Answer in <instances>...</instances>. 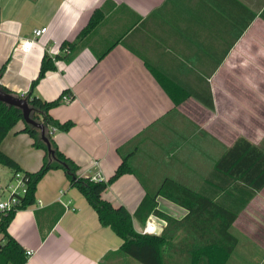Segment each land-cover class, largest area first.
I'll return each instance as SVG.
<instances>
[{
  "label": "crops",
  "instance_id": "obj_1",
  "mask_svg": "<svg viewBox=\"0 0 264 264\" xmlns=\"http://www.w3.org/2000/svg\"><path fill=\"white\" fill-rule=\"evenodd\" d=\"M92 18L97 23L88 29ZM41 27L47 32L22 53L20 38ZM64 42L72 52L52 61L55 69L32 93L46 102L64 91L72 97L49 114L73 123L52 138L81 177L106 181L130 155L135 174L122 175L101 195L114 207L132 214L146 186L173 179L155 172H178L182 184L201 188L238 139L264 154V0H0V86L24 97L44 52L49 56ZM184 91L192 95L176 105L173 97ZM210 100L212 109L204 105ZM23 127L17 123L0 151L33 174L44 153L32 147ZM185 169L199 172L196 183L182 176ZM12 175L0 165V186ZM34 197L6 229L23 250V264H140L120 252L122 240L99 224L62 170L47 172ZM157 202L174 220L187 214ZM216 224L200 217V237L216 235ZM133 227L139 233V223L133 220ZM228 232L236 244L224 264L264 260V187ZM4 243L0 234V249ZM0 264L11 263L0 257Z\"/></svg>",
  "mask_w": 264,
  "mask_h": 264
},
{
  "label": "trees",
  "instance_id": "obj_2",
  "mask_svg": "<svg viewBox=\"0 0 264 264\" xmlns=\"http://www.w3.org/2000/svg\"><path fill=\"white\" fill-rule=\"evenodd\" d=\"M96 23L97 20L92 18L88 29H91ZM61 46L68 47L72 52L70 44L64 42ZM59 58H62L61 55L55 59ZM54 69L52 60L44 55L37 78L31 82L29 91L22 97L27 102L31 120L42 125L44 137L52 155L48 153L46 144L41 140L40 131L23 122L21 111L0 102V144L17 123L22 121L24 127L21 132L26 133L32 139L33 148L42 150L44 153L39 170L30 174L22 172L16 162L0 151V165L10 169L13 174L20 172L27 182L26 195L18 210L25 209L35 203L36 185L47 172L62 170L69 185L84 197L96 213L99 224L109 228L122 240L120 252L125 256L140 264H168L164 253L170 248L171 237H168L165 231H162L161 234L141 235L133 227V220L144 226L150 217L158 218L163 222H173L169 216L158 209L157 199L161 198L187 212L183 222L188 225L199 242L200 217L205 218L207 223H211L214 218L217 219L216 240L208 241L209 243L205 244L206 249L200 251L199 248L198 254L206 258V264H224L236 244V239L228 232L230 226L255 193L264 187V154H261L257 148L243 139H238L215 164L214 171L204 186L197 189L165 178L153 191L145 188V195L135 211L130 214L125 207H114L101 198L102 193L119 177L124 174H135L130 165V155L122 156L120 165L110 178L106 181L94 182L90 178L81 177L78 166L62 154L56 146L52 138L53 133L55 131L68 132L73 123L69 121L60 123L50 116L49 111L60 105L61 96L67 92L64 91L56 100L50 102L43 101L32 93L33 88L45 73ZM1 73L0 69V76ZM172 85L184 90L175 83ZM0 89L11 94L2 86ZM190 95H192L191 92L184 91L182 98L173 97L175 104H179ZM197 99L200 101V98ZM204 105L209 109L213 108L211 100L205 101ZM15 212H0V234L5 240L0 249V257L11 264H23L25 259L22 248L6 232ZM204 236L201 235V238L203 239Z\"/></svg>",
  "mask_w": 264,
  "mask_h": 264
},
{
  "label": "rangeland",
  "instance_id": "obj_3",
  "mask_svg": "<svg viewBox=\"0 0 264 264\" xmlns=\"http://www.w3.org/2000/svg\"><path fill=\"white\" fill-rule=\"evenodd\" d=\"M177 173L178 172H170V173L155 172L156 175L169 176L182 184V182L178 180ZM198 175L199 172L197 170L185 169L184 172H182V176L186 180L188 179L190 180L192 179V180L191 181L189 180V182L183 180V182L186 183L188 182L189 184L196 183L195 180L198 178ZM201 175L202 172H200V177ZM192 187H196V186H192ZM146 188L150 191H153L155 187L146 186ZM172 220L173 222L172 221L163 222L158 218L150 217L147 221V223H152L154 225L157 234H161L162 231L164 230L167 236L171 237L169 241L170 248L166 250L164 253L165 260L168 262V264H206V262L198 259V257L200 256L198 254L199 248L202 243L203 245H205L209 243L208 241H215L216 236L212 233H206L204 234L205 235L204 238L201 239L199 242V239L195 237L194 233L190 230L188 225L183 222V219H179V220L172 219ZM144 226L139 224L138 231H140ZM194 250L195 252L193 253ZM227 264H238V263L233 262L232 260ZM240 264H245V262H242ZM247 264H264V260L263 261L257 260L256 262L247 263Z\"/></svg>",
  "mask_w": 264,
  "mask_h": 264
},
{
  "label": "built area",
  "instance_id": "obj_4",
  "mask_svg": "<svg viewBox=\"0 0 264 264\" xmlns=\"http://www.w3.org/2000/svg\"><path fill=\"white\" fill-rule=\"evenodd\" d=\"M47 32L46 27L33 29L27 38H20L18 42V49L24 53L28 54L32 48V46L37 42V40ZM47 55L46 51L44 52ZM49 58L52 61H55V58L60 55H69L71 52L68 47H62L61 44L56 46L55 49L49 50ZM72 99L69 94H63L61 96V102L67 103ZM94 164H96L94 162ZM94 182L103 181L100 175H96L90 178ZM27 191V182L23 179V176L20 172L14 173L10 179V181L0 186V212H10L17 211L21 204L22 199L26 195ZM141 235H154L157 234L155 227L152 223H147L140 231ZM32 254L31 251H27L26 255L30 256Z\"/></svg>",
  "mask_w": 264,
  "mask_h": 264
},
{
  "label": "water",
  "instance_id": "obj_5",
  "mask_svg": "<svg viewBox=\"0 0 264 264\" xmlns=\"http://www.w3.org/2000/svg\"><path fill=\"white\" fill-rule=\"evenodd\" d=\"M0 102L9 106L17 108L21 111L23 122L27 125H30L31 127H34L40 131V138L41 140L46 144L48 153L52 155V152L49 148L48 142L46 138L44 137V131L41 124L35 123L30 118V111L27 106V102L24 98L14 96L12 94L5 93L0 89Z\"/></svg>",
  "mask_w": 264,
  "mask_h": 264
}]
</instances>
